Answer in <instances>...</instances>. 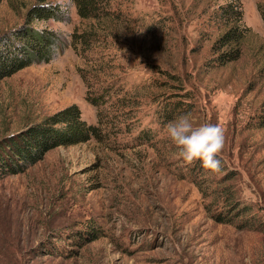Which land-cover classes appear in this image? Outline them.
I'll return each mask as SVG.
<instances>
[{"label":"rangeland","instance_id":"rangeland-1","mask_svg":"<svg viewBox=\"0 0 264 264\" xmlns=\"http://www.w3.org/2000/svg\"><path fill=\"white\" fill-rule=\"evenodd\" d=\"M39 1L0 0V37ZM43 1L70 20L36 22L59 33L56 58L0 80V153L73 105L88 125L105 124L104 138L16 172L4 166L0 264H264V0H238L252 32L243 57L225 65L212 51L214 13L234 0H115L138 28L89 54L72 47L89 23L71 0ZM102 94V105L88 100ZM173 106L194 126L223 127L219 172L174 157L161 120Z\"/></svg>","mask_w":264,"mask_h":264},{"label":"trees","instance_id":"trees-1","mask_svg":"<svg viewBox=\"0 0 264 264\" xmlns=\"http://www.w3.org/2000/svg\"><path fill=\"white\" fill-rule=\"evenodd\" d=\"M114 1L71 0L81 21L89 23L88 28L72 34V47L78 54H89L94 50L108 53L118 41L129 39L133 30L131 26L138 28L135 19L129 18L128 13L115 7ZM258 11L264 22V3L258 4ZM214 15L221 31L212 46L215 61L219 65H225L240 60L252 32L245 25L241 3L238 0L226 3ZM50 20L68 23L70 12L61 5L39 1L28 11L21 28L0 37V80L32 64L49 63L56 58L57 50L62 46L59 33L36 25V22ZM150 28L145 27L148 34ZM260 74L264 76V68L260 70ZM83 78L88 88H91L86 77ZM104 99L103 94L96 98L88 97L95 106L102 105ZM178 112L180 109L176 106L167 109L161 115V120H165L162 123L167 124L173 120ZM257 122L260 127H264V105L257 114ZM98 123V126L88 125L82 119L80 109L75 105L70 106L9 141V148L6 147L0 153V171H5L6 165L12 172L17 171L15 167L21 170L22 166H31L47 152L59 147L87 143L92 139L102 141L105 124L100 119Z\"/></svg>","mask_w":264,"mask_h":264},{"label":"clouds","instance_id":"clouds-1","mask_svg":"<svg viewBox=\"0 0 264 264\" xmlns=\"http://www.w3.org/2000/svg\"><path fill=\"white\" fill-rule=\"evenodd\" d=\"M173 155L184 165L199 162L206 175L220 171L225 145L224 129L219 124L201 123L194 126L190 114H180L165 125Z\"/></svg>","mask_w":264,"mask_h":264}]
</instances>
